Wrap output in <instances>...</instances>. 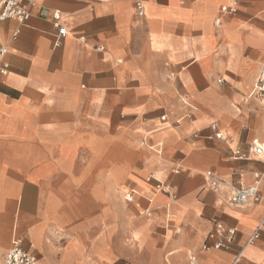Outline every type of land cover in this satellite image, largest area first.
Listing matches in <instances>:
<instances>
[{
  "label": "crops",
  "instance_id": "obj_1",
  "mask_svg": "<svg viewBox=\"0 0 264 264\" xmlns=\"http://www.w3.org/2000/svg\"><path fill=\"white\" fill-rule=\"evenodd\" d=\"M137 1L35 0L28 21L0 23V264L17 239L38 264H264V225L248 243L264 217V153L249 152L264 144V107L246 99L264 0H238L219 26L233 0H142V17ZM53 11L68 30L58 42ZM181 96L195 111L176 124ZM206 171L243 185L259 174L261 201L229 205ZM149 176L169 193L149 202ZM216 224L235 231L225 249L208 238Z\"/></svg>",
  "mask_w": 264,
  "mask_h": 264
},
{
  "label": "built area",
  "instance_id": "obj_2",
  "mask_svg": "<svg viewBox=\"0 0 264 264\" xmlns=\"http://www.w3.org/2000/svg\"><path fill=\"white\" fill-rule=\"evenodd\" d=\"M238 0H233L230 5L222 6L219 9L218 17L215 20V25L219 26L221 24L222 17L233 16L237 12ZM35 6V0H0V23L8 20L16 21L20 24L26 22L31 17V9ZM143 2L138 0L135 3V11L137 17H142L144 14ZM51 21L53 28L55 29V39L56 41H61L65 39L68 35V30L63 23V16L57 12H51ZM17 35V32L13 33V37ZM7 50L5 46L1 43L0 37V75L5 76L8 73V65L3 62ZM217 85L221 86L224 84V80L221 77L215 79ZM246 99H254L259 104L264 107V62L260 67L257 79L253 88ZM182 107L184 108V114L176 121V124H179L180 121L186 119L191 120L195 108L190 104L188 99L184 96L179 98ZM208 129L212 132L213 137L217 140L224 142H232L231 138L227 137L218 127L217 123L212 122ZM150 150L155 153L157 156L162 154V145L157 144L156 146L150 147ZM232 157L236 160H246L248 157L241 152L239 147L233 149L230 148ZM249 152L256 156L260 157L264 153V144L257 145L252 144L249 147ZM204 184L212 192L223 195L226 202L234 207L241 208L250 204H258L261 201V195L259 190L260 176L257 173L253 174V182L251 185L235 184L231 181H228L222 178L219 174L213 171H206L204 173ZM146 182H152L154 184L153 189L151 190V197L149 202L153 199V196L159 192L169 193L168 188L161 183L160 181L154 179L153 176L146 178ZM139 192L132 188L127 187L124 192L122 199L124 203L131 204L134 202L136 196ZM144 214V212H143ZM264 225V217L257 227L253 236L249 239L248 243H251L258 236V231L261 226ZM235 235L234 229L226 231L222 225L216 224L213 234L208 235V238L214 239L216 241L212 245V248L216 250L227 248L233 241ZM209 246L203 245L202 250H209ZM240 257V254L237 255V258ZM237 259L234 260L232 264H235ZM3 264H38L35 257L27 254L21 246V241L19 239L13 241L11 247L5 253L3 258ZM188 264H197L193 256L189 257Z\"/></svg>",
  "mask_w": 264,
  "mask_h": 264
},
{
  "label": "rangeland",
  "instance_id": "obj_3",
  "mask_svg": "<svg viewBox=\"0 0 264 264\" xmlns=\"http://www.w3.org/2000/svg\"><path fill=\"white\" fill-rule=\"evenodd\" d=\"M216 78H217V77H215V79H216ZM256 103H258V104H259V102H257V101H256Z\"/></svg>",
  "mask_w": 264,
  "mask_h": 264
}]
</instances>
